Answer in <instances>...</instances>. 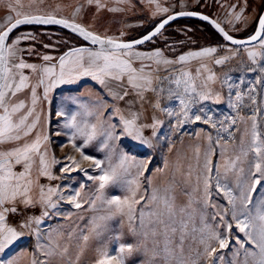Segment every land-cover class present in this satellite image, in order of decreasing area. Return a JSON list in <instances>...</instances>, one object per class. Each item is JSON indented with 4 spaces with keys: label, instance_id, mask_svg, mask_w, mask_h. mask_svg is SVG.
I'll use <instances>...</instances> for the list:
<instances>
[{
    "label": "snow or ice",
    "instance_id": "6c2138e0",
    "mask_svg": "<svg viewBox=\"0 0 264 264\" xmlns=\"http://www.w3.org/2000/svg\"><path fill=\"white\" fill-rule=\"evenodd\" d=\"M95 2L97 8L104 5L100 0H88L91 4ZM149 3L155 5L156 15L160 12H168V8L160 5L158 0H149ZM11 7V6H10ZM235 5H233V9ZM17 17H21V13L12 9ZM79 10V9H77ZM120 9L111 8L109 11H119ZM243 9L241 10V12ZM195 12H178L175 15H168L165 19L148 32L140 39L124 42L113 37H101L86 30L80 24L70 22L64 18H56L55 15H28L23 14L22 18H16L12 22V17L6 18L8 26L0 31V144L10 141H19L22 138H27L37 128L40 122V114L35 112V106L39 97L37 96V87L43 86V98L48 99L49 92L58 85L74 83L81 77H91L100 84H105L107 81L123 82L126 78L127 83L138 96H141L144 91H155L153 88V73L160 70L163 65L165 70L167 66L176 63L186 62L190 59L210 57L216 52L214 47H206L199 51L188 52L178 57L176 61L168 60L163 57L162 52L157 49L150 53L133 52L136 45H142L146 41H150L155 37L170 21L176 16H196ZM201 19L208 21L209 17L201 16ZM241 18L240 13L235 14V19ZM214 27L219 30L224 39L231 41L236 45H250L255 42L257 47H252L247 50L248 59L254 64L259 65V71L264 73V15H260L258 26L253 35H250L246 40H236L216 21H211ZM36 24V25H62L64 28H70L74 33H78L84 40L90 41L92 45H99L97 50H92L87 47L71 48L63 55L59 56L55 64L45 63L37 66L35 64L26 63L23 58L19 59L18 63L12 65L17 72H12L9 68V58L16 57L17 53L24 51L19 49L17 45L22 40L34 39L32 33H22L14 39L11 44L6 43L10 39V33L20 25ZM123 35V34H121ZM45 47H49L45 45ZM31 52L32 49H27ZM235 55V53H233ZM137 60H148L151 63H141L140 68L133 66L132 58ZM230 57L216 59L215 64H222ZM42 60L49 62L53 60L52 56L43 55ZM156 65L155 68L152 65ZM58 67V71H57ZM32 69L36 72L39 68L40 78L38 83L31 87V106L27 107L26 111L19 115L18 119L14 116L20 113L21 109H25V101L20 100L16 103L9 104L8 100L15 97L18 92L28 87L27 81L29 77L24 75L22 69ZM200 68L207 70V66L201 64ZM255 71V69H251ZM200 69H197L199 76ZM18 76V82H15V77ZM157 81L160 77H155ZM170 83L177 86L176 91H169V99H179L180 111L177 116V130L179 126L188 123L192 120L190 111L193 105L199 101L212 99V93L209 89L207 92H197L196 85L192 81L191 74L187 71H182L173 79L171 76L164 77ZM214 73H210L203 87H207L208 82L215 81ZM259 82V80H258ZM223 85L231 91L234 87L228 80H224ZM181 85L182 90L181 89ZM254 89H249V98L252 105H256L255 96L250 95ZM163 92V89H161ZM128 95L125 90L122 96L117 98L123 100ZM236 101H242L243 94L240 91L235 93ZM220 94H216V99L219 100ZM69 102L77 105L76 110H72L67 105H62L60 110L56 112L57 116L65 117V128L70 131L69 142L72 147L80 153L83 160L91 161V166L100 169L101 174L98 176H89V179L98 183L96 189V197L88 201L93 208L97 206V201H100L105 206V214L93 218L90 225V233L97 238L101 237L107 230V221L116 215L126 217L129 232L137 238V243L125 244L119 243L115 255L109 254L108 246L97 249V258L94 264H125V255H130L133 251H142L146 259L143 264H203L207 260L209 264H216L217 248L212 247L214 243H218L219 249H226L231 244V236L233 235V223L236 230L243 234V238L236 236V251L230 264H264V130L260 127V118L264 113L259 108L253 111V114L248 117L250 121V130H246L245 135L248 137L245 140L241 137L239 152L234 155H227L229 152V144L226 140L220 145L221 155L224 157L223 165H216L211 160L212 155V137L208 136L209 141L207 150L203 153V163L200 160V148L195 149L196 166L189 165L188 173L186 174V183H191L194 177L196 188L195 191L203 192V197L193 199L189 196L187 204L177 206L175 203L174 187L170 183L166 186L153 187L151 195H139L140 183L138 177L144 174V170L148 165L143 160H136L124 153L114 152L112 141L119 140L122 136L131 137L132 140L138 141L140 145L151 147V140L143 135L142 129L145 127L157 128L162 123L153 117L151 125L138 124L139 116L132 112L129 116L122 114L121 109L115 108L113 114H119V124L111 123L112 116H107L105 119L104 112H97L95 108L83 103L77 97H70ZM233 109H238L237 103L230 105ZM155 107L159 108L157 102ZM173 115V112L167 108L161 109ZM199 114L194 115V121H202L205 124L211 123L213 128L217 127V123L221 126L222 131L228 132L229 138H232V133L226 123L230 121L232 125L236 123V119L225 117L224 120L213 122L211 116L203 115L204 109L201 107ZM95 118V123H92L90 118ZM240 119H244L241 117ZM30 121V122H29ZM122 128V131L117 134V128ZM156 133L153 132V136ZM83 138L82 144H77V140ZM102 138L101 147L109 151L107 157L108 165L103 167L104 161L95 159L92 156L85 155L83 148L90 143ZM48 141L46 134L41 135L37 132L35 138L30 142H25L20 146L9 150H0V253H6V250L13 246L20 238L25 236V231L17 230L16 227L9 225L6 222V216L17 214L20 210L16 206V201L23 204L24 210L33 206L34 202L29 196L33 181L31 179V169L34 163V157H39V173L40 175L51 178L49 165L46 160L47 150L42 149V145ZM219 143V141H217ZM117 159V163H112L113 158ZM72 164H79L74 157L67 158ZM52 163H58L54 158ZM23 166V171L14 172V165ZM136 169V178L128 179L132 175L131 170ZM197 169H199L197 171ZM70 165H65L62 171H72ZM80 171L86 170L80 168ZM158 171H163L162 169ZM215 171V177L212 173ZM213 179L215 185L213 186ZM118 182H122L127 194L123 197L113 195L111 198H106L104 190ZM151 183V181H149ZM83 187V185L81 186ZM213 187L217 190V194L223 192L228 200L229 208L222 209L221 205L213 204L211 193ZM58 189L48 188L45 193L43 186L40 188V204L45 209H53L56 205L53 203L52 196ZM238 192V195L236 194ZM81 196L80 192L70 196L69 202L77 209L81 204L77 202V198ZM147 200L144 209L139 210L137 216V205L141 201ZM6 204H11V207H5ZM147 209V211L145 210ZM215 209L212 213V221L219 219V225H209L207 222L208 212ZM231 213V221L227 219L228 213ZM49 212L45 210L41 216L26 217L19 225L20 229H28L30 233L37 236L36 249L39 250L45 259H36L35 256L32 264H52L53 258L59 256L65 257L68 253L67 245L61 247L59 241L53 237L50 232L46 243H41L44 236L39 228L33 225H40L43 217H47ZM197 220L199 226L197 227ZM225 231L227 236L224 235ZM71 236V234H69ZM191 240L197 243L194 249L190 243ZM114 241L120 240V235L112 237ZM89 240L88 235L83 236V241ZM247 245V246H246ZM202 246L203 251H200ZM243 254V259L239 256ZM83 248H81V252ZM80 253L76 256V261H70V264H78ZM158 258V259H157ZM18 258H9L7 260L0 258V264H17ZM221 264H227L224 256H219Z\"/></svg>",
    "mask_w": 264,
    "mask_h": 264
},
{
    "label": "rangeland",
    "instance_id": "374dc122",
    "mask_svg": "<svg viewBox=\"0 0 264 264\" xmlns=\"http://www.w3.org/2000/svg\"><path fill=\"white\" fill-rule=\"evenodd\" d=\"M195 1L196 0L176 1L177 3H174L171 7L175 9L172 12L178 11L179 8H188V10L198 9L201 5L199 2L198 5H195ZM213 2L211 8L205 7V9H208H206L207 11H211L214 9V6H218V4L215 5ZM100 3L104 6L98 9L95 2L89 4L88 0H0V31L8 25V21L6 20L7 17L11 16L12 20L18 18L12 9L19 11L22 15L52 14L67 18L85 26L93 32L116 39L135 37L149 29L159 18L167 15L165 12L153 15L156 11H150L152 8H156L155 5L149 3L148 0H100ZM248 4L250 5L251 2L248 1ZM263 4L264 1L251 22L248 19L244 21L247 15L248 17L246 18H249V10L244 12L243 18L236 20L232 18L233 14L230 8L226 9V7L221 6L220 12L223 16L221 21L225 22L227 26L224 27L232 34H250L255 28ZM160 5L165 7L170 4L163 1L160 2ZM111 8L120 10L109 11ZM225 15H228L226 16L229 18L228 21H226ZM248 22L250 23L248 24ZM22 33H32L35 38L22 40L17 47L19 49H24V51L18 52L16 57L9 58L8 66L14 73L17 72V70L12 68V65L18 63L20 58H23L26 63L35 64L37 66L44 65L45 63L55 64L59 56L63 55L66 49L83 44L80 39L75 38L73 35L44 28H22L17 30L10 36L8 44H11L12 41ZM209 39L219 42V40L211 36L210 32L202 25L179 22L172 26L165 27L152 40L148 41L147 44L145 43L141 46H160L167 42H172L177 47H186L208 43ZM219 43H222L220 48L226 53L224 57H230L225 60L227 68L226 71H224V80L227 79L234 87L230 91L225 85H220L221 94H223V106H221V108L217 107L215 113L212 108L211 112L210 109H207V113L212 116L213 122L222 121L225 117L235 118L236 123L234 125H232L230 121L224 125V127H227L232 133V138H229L228 132L220 130L221 126L219 123H217L216 128H213L211 123L203 124L201 121L202 123L198 122V125L204 126L202 128L203 134L196 133L200 126H194L196 123L190 122V124H185L184 127H182L184 128V135L182 137L169 135L167 137L164 136L165 139H162V137L158 136V139H151V147L146 145L142 146L138 141H134L127 136H122L119 140L112 141V150L114 152L117 154L124 153L130 157H134L136 160H143L148 165L147 169L144 170V174L138 177L140 188L137 199H139V195L150 196L153 187L166 186L170 183L174 187L175 203L177 206L187 204L189 196L193 199L202 198V190H194L196 188L194 177L191 183L185 182L189 165H193L194 168L196 166L195 149L197 146L200 148V160L202 164L203 153L207 150L209 144L207 137L211 136L212 155L210 158L214 164L223 165L224 157L221 155L222 149L220 145L224 144L227 140L229 144V152L227 155L231 156L238 153L241 137H244L245 140L248 139L245 135L246 130H250V121L248 117L253 114L256 108H259L261 112L264 113V73H261L259 71V65L254 64L247 56V50L254 46L258 48V44L253 43L250 45L235 46L225 42ZM45 45L49 47H45ZM27 49H32V51L29 52ZM233 53H235V55H233ZM43 55L52 56L53 60L45 62L42 60ZM251 69H255V71ZM19 71L28 76L29 80L27 81L28 87L22 89L15 97H11L8 100L9 104L16 103L20 100L25 101V109H21L20 113L15 114V119H18L19 115H22L27 107L31 106V87L37 84L40 78L39 68L36 72L27 68ZM87 79L88 78L81 77L74 83L58 85L49 92L48 99L43 98V86H38L37 96L39 99L35 106V112L40 114V122L37 128L27 138L0 144V150H9L25 142H30L35 138L37 132L41 133V135L46 134L48 136V141L42 145L41 150H47L46 160L49 165L48 170L51 173V178L40 175L39 157H34V163L31 169L33 184L29 193L34 204L28 207L27 210H24L23 204H21L18 199L16 201V206L20 211L17 214L9 213L6 216V222L9 225L16 227L17 230L25 231L26 234L14 243L13 246H10V248L6 250V253H0V258L5 260L9 258H18L17 264H32L34 256L36 259H45L42 253L36 249L37 236L30 233L28 229H20L19 227L20 223L26 217L41 216L45 210L49 212V215L43 217L40 225H33V227L39 228L41 234L44 236V240H42L41 243H46L48 235L51 232L53 237L59 241L61 247L65 245L68 247L67 255L63 258L59 256L53 258L52 264H70V261H76L78 253H80L78 264H94L97 258V249L105 245L108 246L109 254L115 255L119 243L134 245L137 243V238L129 232L126 217L120 215H116L106 222L107 230L101 237L97 238L89 231L93 218L105 214V206L100 201H97V206L95 208L88 202L95 199L96 189L98 187V183L89 179V176H98L101 174V171L100 169L92 167L91 161L83 160L80 153L72 147V144L69 142L70 131L65 128V117L56 115V112L60 110L62 105H67L68 108L76 110L77 105L70 103L69 98L77 97L83 103L95 108L97 112H104L106 114L105 119H107V116L111 115V123L119 124L118 120L115 121L113 119L112 110L115 108L109 105L110 101L106 96L107 94L103 92L104 90L95 88L94 84L87 81ZM15 82H18V76L15 77ZM249 89H254L250 95L256 97V105H252L249 98ZM236 91L242 92V101H236ZM232 103H237L239 105L238 109H233L230 106ZM241 117L244 119H240ZM90 120L92 123H95L94 117L90 118ZM165 123L167 124V122ZM191 126L195 127V129L197 128L196 132L195 130L190 132V129H187ZM260 127L264 130V115L260 118ZM116 131L117 134H119L122 128L118 127ZM217 141H219V143H217ZM82 143L83 138H79L77 144L79 145ZM101 143L102 138H97V140L93 141L82 150L85 155L104 161L103 167H107L109 151L103 149ZM182 150H184L183 152L185 153L181 152ZM73 151H76V154ZM68 157H74L79 164V168L77 164H72L67 159ZM53 158L58 161V163H52ZM112 163H117L115 156ZM65 165H70L73 170L62 171ZM80 168L85 169L87 174H85L84 171H80ZM160 169L163 171H158ZM198 170L199 169H197V171ZM13 171L17 173L23 171L22 164L14 165ZM131 172L132 175L129 176L128 179L136 178V169H132ZM212 175L215 177V171H213ZM149 181H151V183H149ZM212 183L214 186L215 179H213ZM82 185L83 187H81ZM41 186H43L45 193H47L48 188L58 189L52 196L53 203L56 205L55 208L45 209V207L40 204ZM63 189L67 190L64 192ZM261 191H264V189ZM76 192L81 193V196L77 198V202L81 204L79 209L74 207L68 199L70 196L75 195ZM126 194V187L122 182L112 184L104 190L106 198H111L113 195L123 197ZM236 194L238 195V192ZM211 200L213 204L221 205L222 209H228L230 207L223 192L217 194L215 187H213L211 193ZM146 204L147 200H144L137 205V216L139 215V210L144 209ZM11 206V204L5 205V207ZM145 210L147 211V209ZM213 212H215V209H211L208 212L207 222L209 225H219V219L216 221H212L211 219ZM227 219L231 221L230 212L228 213ZM231 222L233 223V235L231 236L230 246L221 250L219 249L218 243L212 245V247L217 248L216 264H221L219 256H224L225 262L230 264L236 248L238 247L236 245V236L243 238V234L235 229V222ZM196 223L198 227L199 221L197 220ZM69 234H71V236H69ZM117 234L120 235V240L114 241L112 237ZM84 235L89 236L87 242L83 241ZM224 235H228L226 231ZM187 243H190L194 249L197 247V243L192 241L191 237H189ZM81 248H83L82 252ZM200 251H203L202 246H200ZM145 259L146 256L142 251H133L130 255H125V264H143ZM239 259H243L242 250ZM203 264H209V262L205 260Z\"/></svg>",
    "mask_w": 264,
    "mask_h": 264
},
{
    "label": "crops",
    "instance_id": "0c3cea01",
    "mask_svg": "<svg viewBox=\"0 0 264 264\" xmlns=\"http://www.w3.org/2000/svg\"><path fill=\"white\" fill-rule=\"evenodd\" d=\"M159 3L166 1L168 2V6H165L168 8V12L165 14L171 13L175 9H172V5L174 3H177L178 1L181 0H158ZM177 1V2H176ZM214 1V2H213ZM196 0L195 5H198L200 3L201 7L199 6L198 9L203 12L208 13L210 16H212L214 19H216L219 23H221L223 26H227L224 21H221V18H223L222 13L220 12L221 6L226 7V9L230 8L233 17L235 18V14L238 12L241 14V18H243L244 12L249 10V18L248 15L245 17L244 21L248 19L250 22L253 18H255L261 4L263 3L264 0ZM232 3H231V2ZM248 1L251 2V4H248ZM149 2V0H148ZM199 2V3H198ZM215 3L218 4V6H214V9L211 11H207V8H211V4ZM231 4V5H230ZM233 5H235V8L233 9ZM205 7H207L205 9ZM196 8V7H194ZM243 11L241 12V10ZM178 10H188V8H179ZM156 11V9L152 8L150 12ZM228 15H225V17ZM230 17V16H229ZM226 21H228V17H226ZM231 21V20H229ZM248 22V24L250 23ZM222 46V43L219 42H206L198 45H191V46H186V47H177L175 44L172 42H167L165 44H162L160 46H139L133 48V52H144V53H150L153 52L157 49H159L163 57L168 60L176 61L179 56L188 53V52H194V51H199L203 48L206 47H214L216 48V52L213 53L210 57H205L203 59L200 58H195V59H190L186 62H181V63H176L173 65L167 66V69L165 70V67L163 65L160 66V70L157 72L153 73V88L155 91H144L141 96H138L136 91L131 88V86L128 85L126 78L124 81L121 82H116V81H107L105 84H100L98 81L93 80L90 76L89 77H83V78H88L87 81H90L94 84L95 88L102 89L104 90L109 98V105H111L112 108H119L121 109L122 114H124L126 117L130 115V113L135 112L138 114L139 119H138V124L142 125H151L153 122V117H155L157 120L161 121L162 123L160 124L159 127L157 128H152V127H145L142 129L143 135L145 137H148L151 139L162 137V139L169 135H176L182 137L184 135V125L190 124V122L194 121V115L199 114V109L202 107L204 109L203 115L205 117L211 116L208 115L207 109L211 108L215 111L217 110L216 108L223 106V94H221L220 90V85L223 86V81H224V71H226L227 65L224 61L222 64H215L214 61L216 59L223 58L225 56V52L222 51L220 48ZM92 50H97V48H90ZM133 66L136 67L137 69L140 68L141 63L144 64H149L151 63L148 60H137L134 57L132 58ZM201 64H204L207 66V70L200 68ZM153 68L156 67V65H152ZM200 69V74L199 76L197 75V69ZM182 71H187L191 74L192 81L196 85L197 92L200 91H205L207 92L209 89L211 90L212 93V99L210 100H205V101H199L198 103L193 105L192 110L190 111V116L192 117V120H190L188 123H185L183 125L179 126V130H177V116L176 113L180 111V103L179 99L173 98L169 99V91H176L177 86L173 83H170L167 79H163L164 77H169L171 76L173 79H175L176 75H179ZM214 73L215 74V81L208 82L207 87H203L205 83L206 77L210 74ZM155 77H160L161 80L157 81ZM223 78V81H222ZM182 85L181 89L182 90ZM223 88V87H222ZM161 89H163V92H161ZM128 91V95L124 97L123 100L118 99V96H122L124 94V91ZM219 93L220 98L219 100L216 99V94ZM222 99V100H221ZM159 102L160 107L157 108L155 105ZM167 108L170 111L173 112V115H168L167 112L162 111L161 109ZM212 117V116H211ZM113 119L115 121L118 120L119 123V114H113ZM167 122V124L165 123ZM201 121H195L196 124L194 126H200L198 125ZM202 123V122H201ZM166 124V125H165ZM204 124V123H203ZM165 125V126H164ZM189 127V126H187ZM204 127V126H203ZM202 126L198 127V131L196 132L195 127H190L187 129H190V132H193L195 130L196 133H201L203 134V128ZM153 132L156 133L155 136H153ZM180 133V134H179ZM178 134V135H177ZM165 136V137H164ZM131 138V137H130ZM132 139V138H131ZM188 149V148H187ZM186 149V150H187ZM182 150L181 152H183ZM185 153V152H183ZM181 154V153H180Z\"/></svg>",
    "mask_w": 264,
    "mask_h": 264
},
{
    "label": "water",
    "instance_id": "95a60500",
    "mask_svg": "<svg viewBox=\"0 0 264 264\" xmlns=\"http://www.w3.org/2000/svg\"><path fill=\"white\" fill-rule=\"evenodd\" d=\"M195 12V13H197L198 15H196V16H176V18L174 19V20H172V21H170L167 25H165V27H167L169 24H171L172 22H174L175 20H178V19H181V18H188V19H197V20H200V21H203V22H205V23H207L208 25H210V27L222 38V40L225 42V43H227V44H231V45H235V46H243V45H236V44H233L231 41H227V40H225L224 39V36H223V34L219 31V30H217L215 27H214V25L211 23V21H216L217 23H219L216 19H214L212 16H210L209 14H207V13H205V12H202V11H199V10H178V11H175V12H171V13H169V14H167V15H165L164 17H162L159 21H157L156 23H155V25L151 28V29H149L147 32H145L144 34H142V35H140V36H138V37H135V38H131V39H119V40H122V41H124V42H131L132 40H135V39H140V38H142L144 35H146L148 32H150V31H153L154 30V28L162 21V19H165L168 15H175V13H178V12ZM32 15H34V14H32ZM39 15H48V14H39ZM260 15H264V4H263V8H262V10H261V12H260ZM259 15V16H260ZM201 16H207V17H209V20L208 21H205V20H203V19H201L200 17ZM259 16H258V18H257V21H256V24H255V28H254V30L250 33V34H248V35H245V36H236V35H234V34H232V33H230L221 23H219L220 25H221V27L224 29V31L225 32H227L229 35H231L234 39H236V40H246L250 35H253L254 33H255V31H256V28H257V26H258V19H259ZM18 18H22V16L21 17H18ZM56 18H63V17H59V16H56ZM64 19H67V18H64ZM15 20V19H14ZM14 20H12V22H14ZM67 20H69V19H67ZM70 22H74V21H71V20H69ZM74 23H76V22H74ZM77 24H79V23H77ZM81 25V24H80ZM8 26V25H7ZM6 26V27H7ZM25 26H41V27H57V28H60V29H63V30H65V31H67V32H69L70 34H73L74 36H76V37H78L81 41H83L84 43L83 44H80V45H77V46H73V47H70V48H68V49H66L65 50V52H67L69 49H71V48H77V47H87V48H99V45H92L91 44V42L90 41H87V40H84L83 39V37H80L79 35H78V33H74L70 28H64L62 25H36V24H25V25H20V26H18L16 29H14L11 33H10V36H11V34L15 31V30H17V29H19V28H22V27H25ZM82 27H84L86 30H88V31H90V32H93V31H91V30H89L88 28H86L85 26H83V25H81ZM5 27V28H6ZM164 27V28H165ZM4 28V29H5ZM163 28V29H164ZM3 29V30H4ZM162 29V30H163ZM2 30V31H3ZM161 30V31H162ZM94 34H96V35H99V36H101V37H107V36H103V35H100V34H98V33H96V32H93ZM159 34V33H158ZM157 34V35H158ZM154 38V37H153ZM152 38V39H153ZM151 39V40H152ZM148 41H146L145 43H147ZM6 43H8V40L6 41ZM144 43V44H145ZM255 43V42H254ZM144 44H142V45H144ZM139 46H141V45H136V46H134V48L135 47H139ZM64 52V53H65Z\"/></svg>",
    "mask_w": 264,
    "mask_h": 264
},
{
    "label": "trees",
    "instance_id": "16d2710c",
    "mask_svg": "<svg viewBox=\"0 0 264 264\" xmlns=\"http://www.w3.org/2000/svg\"><path fill=\"white\" fill-rule=\"evenodd\" d=\"M262 8H263V6H262ZM262 8H261V10H262ZM193 10H199V9H193ZM202 11V10H201ZM203 12V11H202ZM261 12V11H260ZM206 13V12H205ZM208 14V13H207ZM161 18H159L157 21H159ZM156 21V22H157ZM155 22V23H156ZM179 22H186V23H190V24H198V25H202V26H204L209 32H210V34H211V36H213V37H215L217 40H219V42H224L223 40H222V38L210 27V25H208L207 23H205V22H203V21H200V20H197V19H188V18H181V19H178V20H175L174 22H172L171 24H169L168 26H172V25H174V24H176V23H179ZM155 23L149 28V29H151L154 25H155ZM167 26V27H168ZM22 28H30V29H34V28H44V29H51V30H58V31H62V32H64V33H68V34H70L69 32H67V31H65V30H63V29H60V28H57V27H41V26H25V27H22ZM22 28H19V29H17V30H20V29H22ZM149 29H147V30H149ZM17 30H15L14 32H16ZM147 30L145 31V32H147ZM13 32V33H14ZM145 32H143V33H141V34H138L137 36H135V37H138V36H140V35H142V34H144ZM12 33V34H13ZM11 34V35H12ZM249 34V33H248ZM248 34H245V35H248ZM70 35H73V34H70ZM234 35H236V34H234ZM245 35H236V36H245ZM74 36V35H73ZM135 37H129V38H126V39H131V38H135ZM75 38H77V39H79L78 37H76L75 36ZM208 42H215V41H211V39H209L208 40ZM82 43H84L83 41H82ZM147 44V43H146Z\"/></svg>",
    "mask_w": 264,
    "mask_h": 264
},
{
    "label": "bare ground",
    "instance_id": "6f19581e",
    "mask_svg": "<svg viewBox=\"0 0 264 264\" xmlns=\"http://www.w3.org/2000/svg\"><path fill=\"white\" fill-rule=\"evenodd\" d=\"M76 154V151H73ZM67 189H63V191L65 192Z\"/></svg>",
    "mask_w": 264,
    "mask_h": 264
}]
</instances>
